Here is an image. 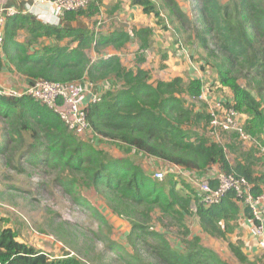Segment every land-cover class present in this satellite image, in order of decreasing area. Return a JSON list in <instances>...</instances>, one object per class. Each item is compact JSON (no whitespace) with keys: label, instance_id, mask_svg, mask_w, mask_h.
Listing matches in <instances>:
<instances>
[{"label":"trees","instance_id":"1","mask_svg":"<svg viewBox=\"0 0 264 264\" xmlns=\"http://www.w3.org/2000/svg\"><path fill=\"white\" fill-rule=\"evenodd\" d=\"M194 2V22L176 0H161L158 5L153 0H131V6L140 8L144 16H153L157 23L162 22L161 11L167 12L170 22L178 26L176 32L182 35L183 44L205 53L198 60L203 63L200 69L208 67L215 84L230 92L231 101L226 105L246 117V133L264 136V0ZM118 10V5L112 9ZM98 13L97 5L90 2L86 9L66 12L58 26L43 24L29 14L6 18L0 73L8 65L27 84L87 80L96 87L108 85L100 93V101L87 104L84 110L90 141L79 140L56 112L31 97L0 93L4 125L0 154L5 164L10 165L18 153L19 166L56 171V181L66 193L82 188L101 196L111 213L130 227L125 238L130 251L108 238L104 241L107 250L118 252V264H228L203 246L186 220L196 217L203 233L226 241L240 220H251L244 194L229 191L218 204L206 207L185 179L167 175L163 182L157 181L129 156L111 157L93 143L115 145L199 175L217 167L227 176L246 180L253 197L264 192V170L258 167L261 158L250 154L243 162L231 163L221 145L187 130L188 125L210 124L209 114L195 112L181 97L182 88L189 99L199 100L203 90L200 79L185 83L177 77L151 84L149 71L126 69L119 56L102 54L129 43L127 32L114 30L102 35L94 27L72 26L80 20L91 21ZM21 33L23 40L19 41ZM151 34L152 29L144 27L134 30L133 37L146 47ZM90 53L97 58H90ZM210 185L215 188L216 182ZM97 216L110 231L111 226ZM171 228L176 229L174 245L167 237ZM227 246L239 264L264 262V253L259 259L249 258L240 242H228ZM0 264L82 263L68 255L50 259L18 241L14 230L0 225Z\"/></svg>","mask_w":264,"mask_h":264},{"label":"rangeland","instance_id":"2","mask_svg":"<svg viewBox=\"0 0 264 264\" xmlns=\"http://www.w3.org/2000/svg\"><path fill=\"white\" fill-rule=\"evenodd\" d=\"M220 1L225 3L227 0ZM91 2L97 5L99 13L91 21L85 20L89 27H94L97 34L107 35L119 30L127 32L131 37V41L121 49L108 48L102 54L119 56L126 69L135 70L139 67L149 71L151 84L170 81L177 77L182 78L185 83L199 78L203 86L202 100H191L182 88L180 90L181 97L187 101L186 105L191 106L195 112L210 114L215 104L225 98V92L215 84L212 71L206 66L203 70L200 69L203 63L198 60L200 54L205 56V53L201 49H195V46L183 44L182 35L176 32L178 26L170 22L172 17H169L167 12L161 11L162 22L157 23L153 16H144L140 8L131 6V0H91ZM153 2L158 5L161 0H153ZM176 2L194 22L197 13L194 0H176ZM116 5L119 6V10L112 11ZM0 7L13 6L0 5ZM35 18L39 20L37 16ZM144 27L152 29L146 47L142 46L139 39L133 37L134 30ZM17 39L23 40L22 33ZM93 57L90 53V58ZM25 84L23 78L15 76L8 65L0 73L1 94L7 95L10 92L22 94ZM203 99L207 100L206 104L205 101L203 103ZM238 115L244 127V117L242 114L238 113ZM3 128V122L0 121V153L4 140ZM186 128L221 145L231 163L243 162L251 154L255 158H261L258 167L264 170V157L261 153V148H264L263 135H250V140L243 142L234 133L215 134L210 125L204 123L198 127L188 125ZM90 137L88 134L77 136L83 141H90ZM96 141L93 144L97 148L104 150L111 157L129 156L152 177L157 170L165 169L167 166L165 163L141 157L115 145L99 144ZM28 142L26 137V144ZM17 162H19L18 153L10 165L5 164L4 157L0 154V225L14 230L18 241L33 247L37 252L46 254L50 259H61L68 255L77 258L82 264H118V252L105 248L106 238L130 251L125 240L130 230L128 223L113 215L101 196L91 189L82 188L75 189L76 192L70 195L56 181L58 175L56 171L26 164L19 166ZM166 178L167 176L161 182ZM188 184L196 190L193 181L188 180ZM84 202L85 205L82 204ZM98 214L111 226L110 231L100 223ZM154 224L158 229L156 220ZM186 224L191 233L201 239L203 246L213 250L228 264H239L230 254L227 244L240 242L244 250V242L248 236L240 227V222L234 234L228 235L226 241L211 238L203 233L196 217L187 218ZM168 231L170 233L167 237L170 238L171 245L176 244L173 241L176 229L171 228ZM263 253L260 250V255L254 259L261 258Z\"/></svg>","mask_w":264,"mask_h":264},{"label":"built area","instance_id":"3","mask_svg":"<svg viewBox=\"0 0 264 264\" xmlns=\"http://www.w3.org/2000/svg\"><path fill=\"white\" fill-rule=\"evenodd\" d=\"M91 0H34L25 10H18L13 7H0V45L3 42V27L6 18L16 14H29L39 18V10L48 7L55 21H60L66 12L84 9ZM104 92L106 85L101 86ZM96 86L83 80L71 84L49 83L37 80L27 84L22 94L10 92L9 96L20 97L28 96L35 101L45 105L48 109L56 112L68 131L75 136L90 134V127L85 117V107L89 103L100 101V93H96ZM202 95V94H201ZM201 99V96L200 98ZM211 116L210 128L215 134H231L247 142L250 136L244 130L242 122L238 118V113L224 103H216L214 110L209 114ZM264 157V148H261ZM165 169L157 170L154 179L162 181L167 175H174L193 181L196 184V192L206 207L214 206L220 202L224 195L229 191H235L237 195H245V205L251 213L249 233L255 241L256 247L264 252V192L259 196L253 197L249 194L250 186L244 179H236L233 176H227L219 169L205 171L199 175L195 172L185 171L177 166L166 164ZM188 179V180H187ZM216 182V187H211V182Z\"/></svg>","mask_w":264,"mask_h":264},{"label":"crops","instance_id":"4","mask_svg":"<svg viewBox=\"0 0 264 264\" xmlns=\"http://www.w3.org/2000/svg\"><path fill=\"white\" fill-rule=\"evenodd\" d=\"M34 0H0V5L2 6H13L15 7L16 9H19V10H22V9H25L27 6H30L32 3H33ZM39 21L40 22H43V24H49V25H55V26H58L60 24V21L56 22L54 17L51 15V11L48 7H43L39 10ZM85 20H80L78 22H74L72 23V26H79V25H82V26H89L88 23H86L85 25ZM45 43V41H44ZM93 57L92 59H96L97 56L96 54L92 53ZM111 55V54H110ZM143 69V68H142ZM15 76L19 77L18 75L15 74ZM196 79H199V78H196ZM23 81L26 83V81L23 79ZM27 85V83L25 84V86ZM106 86L108 85L107 83L105 84ZM102 87L99 86L96 88V93H102ZM224 92H225V98L220 101L224 104H228L230 101H231V95H230V92L225 89V88H221ZM202 96V95H201ZM202 98V97H201ZM202 100V99H201ZM205 101V104L207 102V100H204L203 99V103ZM243 121L245 122L246 120V117L243 115ZM91 138V137H90ZM210 169H213V170H217L218 168L217 167H211L209 169L206 170L209 171ZM204 175V174H203ZM250 221L247 220V219H242L240 220V227L242 229H244L247 233V236H248V239L245 240L244 242V251L245 253L247 254V256L249 258H253L254 257H258V255H260V250L256 247V243L255 241L250 237V233H249V227H250ZM264 264V262H263Z\"/></svg>","mask_w":264,"mask_h":264}]
</instances>
